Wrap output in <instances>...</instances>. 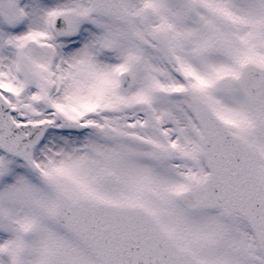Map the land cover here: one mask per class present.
I'll use <instances>...</instances> for the list:
<instances>
[{"label": "snow or ice", "instance_id": "6c2138e0", "mask_svg": "<svg viewBox=\"0 0 264 264\" xmlns=\"http://www.w3.org/2000/svg\"><path fill=\"white\" fill-rule=\"evenodd\" d=\"M0 264H264V0H0Z\"/></svg>", "mask_w": 264, "mask_h": 264}]
</instances>
